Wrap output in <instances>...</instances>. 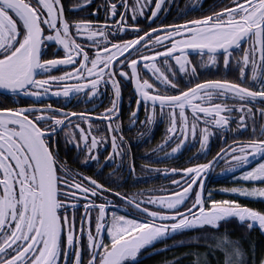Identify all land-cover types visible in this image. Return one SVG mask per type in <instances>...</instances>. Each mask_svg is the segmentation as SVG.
I'll use <instances>...</instances> for the list:
<instances>
[{"label":"snow or ice","instance_id":"obj_1","mask_svg":"<svg viewBox=\"0 0 264 264\" xmlns=\"http://www.w3.org/2000/svg\"><path fill=\"white\" fill-rule=\"evenodd\" d=\"M90 2L84 0L79 7ZM165 2L154 0L152 6V0H133L131 4L129 0H106L102 6L104 22L94 23L70 21L62 0H0V89L13 96L40 98L51 92L65 98L86 94L89 99L101 95V85L109 89L110 105L99 114L100 125L111 139L112 150L105 161L127 155L121 147V81H130L136 93L137 106L130 114V127L134 126L141 104L149 125L154 122L157 107L160 116L167 117V134L156 151L174 140L179 143L164 158L177 154L197 136L198 151L205 155L210 138L216 134L223 139L225 132H249L251 138L222 148L207 163L164 168L165 175L178 176L171 181L177 191L141 199L124 197L127 207L109 215L107 209L113 202L103 197L104 185L74 173L59 159L60 131L74 128L79 142L70 146L78 153L87 150L85 162L99 163L96 152L108 137L92 135L91 124L87 130L81 123L73 124V120H93L91 113L67 112L51 104L0 106V264H135L138 255L158 241L193 229L218 230L222 222L231 218L246 225L249 231L258 227L264 232V210L236 199H213L210 192L203 194L204 177L214 162L227 158V171L239 172L234 179L253 186L222 191L264 202V123L258 127L256 124L258 116L264 118V108L254 111L249 107L264 103V0H227L226 4L219 0L224 6L218 11L209 9L210 14L200 18L161 23L143 31L137 18L144 16L154 21ZM149 9L151 14L145 16ZM92 15H97L96 9ZM126 32L133 38L113 42L117 34ZM74 37L86 39L92 47L86 51ZM52 41L62 46L63 55L54 53V58L43 59L42 49ZM241 49L242 55L233 57ZM190 52L201 54V68L209 66L217 71L221 70L218 57L222 55L223 71L238 69L240 82L205 79L192 83L198 77L197 68L189 60ZM161 61L171 79L158 67ZM169 61L175 64L169 65ZM57 66L70 70L58 76L48 74ZM177 66L190 87L181 89L174 83L177 77L171 69ZM141 72L150 73L153 83L141 79ZM64 81L79 83L61 84ZM154 84L175 94H154ZM53 86L57 88L54 92ZM229 100L233 103H225ZM231 122L237 127L232 128ZM99 130L98 126L95 131ZM98 198L104 202L97 204ZM82 200L86 202L81 203ZM118 211L126 214L119 215ZM133 215L136 218H131ZM214 239L215 247L223 253V264H248L249 259L251 264H257L254 246L245 250L240 241L227 234ZM176 243L184 241L165 245L163 250ZM259 264H264V256L259 258Z\"/></svg>","mask_w":264,"mask_h":264},{"label":"flooded vegetation","instance_id":"obj_2","mask_svg":"<svg viewBox=\"0 0 264 264\" xmlns=\"http://www.w3.org/2000/svg\"><path fill=\"white\" fill-rule=\"evenodd\" d=\"M191 0H166L163 5V9L158 13V16L154 18V21H148L144 16H140L137 18L138 26L143 29V31H147L149 27H157L159 24H170L176 22H182L187 19H197L202 15L210 14L209 9L218 11L220 7L224 6L219 3V0H203L201 2H190ZM106 0H91L90 4L80 8V5L84 4V0H62V4L65 7V16L70 21L75 20H90L94 23L96 21L104 22L105 20V12L103 11L102 6L105 4ZM111 2H116V0H111ZM133 0H129L131 4ZM224 3H227V0H224ZM152 6H155L154 0H152ZM195 6V7H194ZM69 9H74L69 11ZM93 9L97 10V15L93 16ZM164 9H167L165 11ZM123 10V8H121ZM150 9L145 12L146 15H150ZM131 13L129 12L127 23L131 24ZM117 19H119V15H117ZM110 24H113L112 21H109ZM72 32L75 33V29H72ZM48 33L46 32L45 35ZM142 34V33H141ZM76 38V37H74ZM133 35L130 32H126L124 34H117L116 39L113 42H120L123 40L131 39ZM77 43H81L82 46L85 47L87 51L91 46V44L86 39L76 38ZM109 39H112V36H109ZM247 43H251L248 41ZM45 54L42 56L43 59H51L55 56H62L63 49L62 46H58L54 41L48 42L45 48L42 49ZM242 55V49L239 52H234L233 57H238ZM135 58V57H130ZM189 60L192 65L197 68V77L198 79H193L192 83H199L205 79H229L234 82H240L237 78L239 76L238 69L232 70L230 69L226 73L223 71V58L222 55L218 57L220 71H217L215 68H210L209 66H205L204 68L200 67L201 64V54L200 53H189ZM175 64L174 61H169V65ZM142 67V65H141ZM158 67L161 68V71L164 72L165 75L169 76L171 79V73L163 67V62L161 61L158 64ZM68 67H56L52 69L48 74L53 76H58L61 72L69 71ZM127 70V69H126ZM172 73L176 74L177 79L174 80V83H177L178 86L183 89L185 86H191V84H185L183 79V73H180L178 70V66L171 69ZM141 79H149L150 83H153V78L150 73L141 72ZM119 80L120 77H117ZM63 83H79V81H64ZM247 83V81H246ZM154 87L157 89L154 94H168L174 95L175 92L173 90L165 89L160 87L158 84H154ZM57 88L53 86L51 89L52 92L56 91ZM109 89L105 88L101 85V95L96 99H88L86 94L82 95H70L68 98L63 96L56 97L51 95V92L45 96L40 98L27 97L23 94L13 96L11 93H0V106H8V107H23L28 105L41 106L51 104L55 109H61L67 112H76V113H85V115L91 113L93 116V120L88 123H82L79 120H73V124L81 123V127L86 130L89 127V124L92 125L93 131L92 135L96 136H105L108 137L107 141L99 147V150L96 152V156L98 157L99 163L95 160H88L85 162L86 156L88 155L87 150L77 152L75 147L70 146L72 143H78V131L74 128H65L60 131L59 134V159L61 163H64L68 169L72 170L74 173H80L83 177H92L97 180L99 184L103 185V168L108 167L111 169V180L113 186H117L116 182L113 180L114 178H119V175L122 171L131 169L134 171V167L142 164L143 167L150 165L151 160V149L164 140L166 136V128L168 127V119L167 117L160 116V109L157 107L155 113L154 122L149 125L146 121V110L141 104L138 114L134 121L130 116L133 110L136 108V93L134 91V85L130 81H121V102H120V115L119 122L121 124V135L124 138V144L121 145L122 148L127 150V155L123 158H117L115 161L108 160L105 161V157L108 155V152L112 150L111 148V139L109 134L105 131L104 126L100 125L99 114L104 111L106 107L110 105V101L108 99ZM219 100H213V103H220ZM225 103H233V101H225ZM257 102L255 105H250L253 107V110L258 108ZM55 114V113H50ZM235 115V113H233ZM144 123H141V122ZM260 123H264V118L257 119L256 124L259 126ZM100 127L99 131H95L97 127ZM231 127L236 128L237 125L235 122H231ZM213 132H216V129L213 128ZM66 133H71V135H67ZM249 132H241L240 134H235L232 132H225L223 134V139H221L219 134H216L210 138L209 147L206 150V155L200 153L198 150L200 149V144L198 140V136L194 141H190L186 143L182 150L178 152L176 158H174L172 168L180 169L183 167L190 166V163H207L212 159L213 156L216 155L222 148L226 149V142L232 136H238L244 138L248 136ZM117 143H120L119 140ZM174 147L176 145V141L172 142ZM224 159H220L219 161L214 162V165L209 170L206 177H204V187H208L210 184H213L215 181L220 179H212L215 172L218 170L219 166L223 164ZM167 176V184L171 185L172 180L178 179V176L175 175H166ZM164 176V178H166ZM231 173L227 171L226 175L223 179L226 183L230 182ZM77 180H80V177H76ZM150 179V175H149ZM212 179V180H211ZM86 183V181H84ZM109 182V181H107ZM127 183L130 186L134 185V180H129ZM148 185V184H147ZM149 186V185H148ZM195 185L194 187H197Z\"/></svg>","mask_w":264,"mask_h":264},{"label":"trees","instance_id":"obj_3","mask_svg":"<svg viewBox=\"0 0 264 264\" xmlns=\"http://www.w3.org/2000/svg\"><path fill=\"white\" fill-rule=\"evenodd\" d=\"M160 164L169 165L170 162H160ZM109 169L103 172L102 181L104 184H108L107 178H110ZM234 184L236 182L226 183L223 179H220L210 184L207 189L215 199H222L225 196L223 193H219L218 189L230 188ZM215 188L217 191H212ZM230 198L234 199L233 197ZM236 199L241 204L264 210V202L239 197ZM222 234H227L230 238L240 241L245 250L254 246L257 264H259V258L264 256V232H261L258 227H254L249 231L246 225L232 218L222 222L218 230L193 229L177 234L174 237L171 236L167 240L156 244L155 248L153 246L149 247L136 259L135 264H205V262L206 264H223V253L215 247L216 240L214 239V237H219ZM180 241H184V243H176V246L163 250L165 245H173L174 242ZM154 249L162 250L154 252ZM248 264H251V259H249Z\"/></svg>","mask_w":264,"mask_h":264},{"label":"rangeland","instance_id":"obj_4","mask_svg":"<svg viewBox=\"0 0 264 264\" xmlns=\"http://www.w3.org/2000/svg\"><path fill=\"white\" fill-rule=\"evenodd\" d=\"M190 2L195 3V2H200V0H191ZM106 46V45H105ZM89 99V98H88ZM250 107V105H249ZM258 108H264V103H258ZM255 111V110H254ZM257 119H260V117L258 116ZM258 127V125H257ZM167 129V128H166ZM251 136L250 134H248V136L241 138L238 136H232L227 142H226V147L230 144H233V142H238V141H244V140H248L250 139ZM179 143V140H174L173 142ZM160 144L156 145L155 147H153L151 149V160H150V165L143 167L142 164L137 165L136 167H134V171L132 172L131 169L128 170H124L121 172V174L119 175V178H114L113 180L116 182L117 186H113L112 183V178H111V169H109V174H110V178H107V182L108 184H104V188L106 189V191L103 192V197L111 200L113 202V205L111 207H108L107 212L110 215L112 211H117L120 208H126L127 205H125L123 203V198L124 197H128V198H137V199H141L144 197H148L151 195H168L170 194L171 191H176V188L171 187L170 184H167L165 182H167V178H164V176H166L163 173V169L164 168H169L171 169L174 164H173V159L176 158L177 154H173L171 156H169L168 158H164V154L165 153H170L171 149L174 147L173 143H168L167 146L165 148H163L161 151H156L157 147ZM239 153H237L238 155ZM160 162H170L169 165H162L160 164ZM258 162V161H257ZM230 164V160L225 158L223 160V164L221 166H219L218 170L215 172V174L213 175L212 179L216 180V179H221L224 178V176L227 173V166ZM254 166V165H253ZM149 169H160L161 171L157 172V171H150ZM104 171H108V167H104L103 168V172ZM149 175H150V179H149ZM239 176V172L237 173H231V179L230 182H236V184L232 185V187H236V186H241V187H252L253 185L251 183H245L243 181L240 180H236L234 179V177ZM167 177V176H166ZM211 179V180H212ZM129 180H134V185L130 186L129 183H127V181ZM149 186H148V185ZM109 186V187H108ZM256 186H260V185H256ZM199 187V185L197 186V188ZM173 188V189H172ZM110 189V191H108ZM222 189H218L219 193H223L224 194V198L222 199H232L230 197H233L234 199H236L237 195H233V194H228L222 191ZM212 191L216 192L217 189H213ZM209 190L207 189V187H204V191L203 194L205 196H207L209 194ZM116 193H120L119 196L116 195ZM212 195V194H211ZM213 199H215L212 196ZM239 198H243V197H239ZM217 200H220L217 199ZM237 200V199H236ZM86 202V201H81V203ZM97 204L99 203H103L104 200L103 199H97L96 200ZM152 210H157L155 208H153ZM119 215H125L126 212L124 211H118ZM93 218L95 217V213L92 214ZM131 218H136L134 215ZM235 219V218H232ZM79 218H77V228L79 229ZM93 229H94V223H93ZM181 234V233H180ZM104 235L106 236L107 233L105 232ZM177 235V234H176ZM173 237L175 235H172ZM171 237V236H170ZM167 240V239H166ZM164 241V240H163ZM163 241H158L156 242L153 246V248H155L156 244H159ZM149 248V247H148ZM148 248L144 249L137 258L140 257V255H142Z\"/></svg>","mask_w":264,"mask_h":264},{"label":"water","instance_id":"obj_5","mask_svg":"<svg viewBox=\"0 0 264 264\" xmlns=\"http://www.w3.org/2000/svg\"><path fill=\"white\" fill-rule=\"evenodd\" d=\"M57 67H62V66H57ZM0 93H4V94H7V93H9L7 90H5V89H0ZM254 165V164H253ZM238 171H236L235 173H237ZM232 173H234V172H232Z\"/></svg>","mask_w":264,"mask_h":264}]
</instances>
